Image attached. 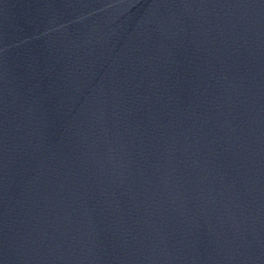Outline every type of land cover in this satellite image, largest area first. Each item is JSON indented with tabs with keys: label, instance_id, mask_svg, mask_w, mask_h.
I'll return each mask as SVG.
<instances>
[{
	"label": "water",
	"instance_id": "water-1",
	"mask_svg": "<svg viewBox=\"0 0 264 264\" xmlns=\"http://www.w3.org/2000/svg\"><path fill=\"white\" fill-rule=\"evenodd\" d=\"M0 264H264V0H0Z\"/></svg>",
	"mask_w": 264,
	"mask_h": 264
}]
</instances>
